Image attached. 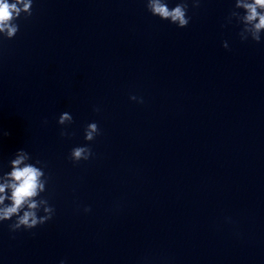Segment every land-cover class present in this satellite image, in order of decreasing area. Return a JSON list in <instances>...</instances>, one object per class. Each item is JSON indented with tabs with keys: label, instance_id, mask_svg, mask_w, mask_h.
<instances>
[{
	"label": "clouds",
	"instance_id": "clouds-1",
	"mask_svg": "<svg viewBox=\"0 0 264 264\" xmlns=\"http://www.w3.org/2000/svg\"><path fill=\"white\" fill-rule=\"evenodd\" d=\"M193 7H199V0H193ZM147 9L153 16H158L162 20H167L179 28L187 27L190 17L187 15L188 3L185 0L177 3L174 7L169 8L166 0H147ZM243 10V14L240 11ZM32 15V0H0V34L6 38L12 39L19 31V25L15 20L21 16ZM235 18L243 25L239 33L242 41L251 40L259 43L261 34L264 33V0H235L234 10L229 15V22ZM223 46L228 47L227 42ZM131 99L135 100L133 96ZM142 102V101H141ZM59 125L71 124L73 117L68 112H63L58 119ZM100 133L98 125L93 122L85 128V140L93 141ZM9 135V133H5ZM61 135H67L62 131ZM93 155L88 146L74 147L70 153V159L73 162L88 160ZM31 159L29 153L20 149L15 153V158L10 161L11 171L3 175V182L0 183V221H15L9 226L11 231L21 228L32 229L38 225L44 224L50 220L54 214V208L51 207L46 199H35L40 193L45 191V185L48 182L45 173L41 167L32 163H26ZM40 161H36L39 164ZM6 189H11L10 194ZM8 201V203H5ZM42 210L44 215L39 216ZM90 209H85L89 211ZM60 264H65L61 261Z\"/></svg>",
	"mask_w": 264,
	"mask_h": 264
}]
</instances>
